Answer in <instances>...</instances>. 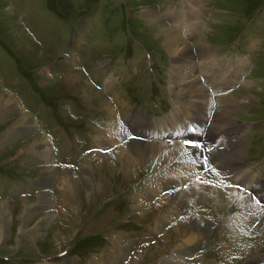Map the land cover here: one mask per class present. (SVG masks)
<instances>
[{
    "label": "rangeland",
    "instance_id": "obj_1",
    "mask_svg": "<svg viewBox=\"0 0 264 264\" xmlns=\"http://www.w3.org/2000/svg\"><path fill=\"white\" fill-rule=\"evenodd\" d=\"M181 10L193 33L186 40L170 20ZM151 11L196 59L174 82L177 56L147 26ZM197 78L208 94L219 90L208 111L186 104L185 83ZM1 91L0 264H264V200L249 193L260 183L251 176L264 180V0H0ZM226 100L233 106L220 108ZM184 115L189 135H180ZM114 120L119 144L96 142ZM137 120L167 121L174 135L149 138L166 146L154 149L156 158L138 157L136 175L127 176L118 149H133L136 161L131 144L151 142L137 137ZM175 143L199 145L200 155H187L184 167L181 153L165 163L160 152ZM186 167L189 177L172 175ZM191 175L233 193L207 231L187 227L188 210L206 216L202 193L178 204ZM155 181L165 186L152 192Z\"/></svg>",
    "mask_w": 264,
    "mask_h": 264
},
{
    "label": "bare ground",
    "instance_id": "obj_2",
    "mask_svg": "<svg viewBox=\"0 0 264 264\" xmlns=\"http://www.w3.org/2000/svg\"><path fill=\"white\" fill-rule=\"evenodd\" d=\"M176 11V10H175ZM180 13H182L183 14V11L181 10V11H179V13H176L175 14V12H171V14H170V20H172L173 21V24H174V26L175 27H177V29L178 30H180V32L182 33V34H184V37H185V40L187 39V38H189V37H191L192 36V34L193 33H191V32H189V31H192V27H193V24H194V27L193 28H196V24L194 23V21L192 22V23H189V27H190V29L191 30H189V31H187V24L185 25V23H187V19L186 18H188L187 17V11L185 12V14L184 15H181ZM172 15V16H171ZM186 15V16H185ZM158 14H156V12L155 11H151V15L149 16V19L146 21L147 22V26H149V27H151V28H157V30H158V37H159V39H161L164 43H165V45L168 47V49L174 54V56H177V60H174V66L172 67V78H173V81L172 82H174V79L175 78H178V77H184L186 74H187V69L190 71L191 70V67H193L194 66V63H195V61H196V59H195V57L193 56V57H191L190 56V46H187V45H183V47L181 48V49H179V45L180 44H182L183 43V38L180 36H178V35H176L172 30L173 29H171V28H169L168 26H165V25H163L159 20H158ZM192 16V15H191ZM179 24V25H178ZM185 25V26H184ZM202 55L203 56H201L202 58L203 57H205V54H204V52L202 53ZM197 56V55H196ZM200 57V58H201ZM199 58V59H200ZM188 59V60H187ZM173 61V60H172ZM242 63H243V66H241L242 65ZM245 65H247V62L245 61V59L244 60H242V61H240V62H237V65H236V68L235 69H233V71H232V73H230V75H229V77H227L228 79H226V81L227 82H229V83H233L234 81H235V79H237L238 77H239V75H240V72H242V70L245 68ZM240 69V72H238V70ZM67 77V76H66ZM226 78V77H225ZM70 80H73V77H70ZM211 80V77H209V80H207L209 83H210V85H213V87H215V85H217V82H215V81H210ZM207 81H206V83H207ZM223 82H225V81H222V82H220V84L218 85V88L220 87V85H223V86H225V84L223 83ZM183 83V82H182ZM212 83V84H211ZM226 83V82H225ZM231 83V84H232ZM231 84H229V86L231 85ZM185 90H183V95H184V98H186V104L187 103H189V105H190V107H192V108H194V109H197L196 107H198V106H200V107H202V109H204L205 111H208L212 106H211V100H209V98H208V96L210 97V99H212L211 98V94L213 93V92H215V94H216V96L219 94V90H217V89H213V88H210V87H208L210 90H211V94H208L209 92H208V90H207V88L203 85L202 86V84H201V82L198 80V78L197 79H195V80H193V81H189V82H187V83H185ZM232 86V85H231ZM217 98V97H216ZM221 98H223V97H221ZM220 98V99H221ZM4 99V97H3V95L2 96H0V100L2 101ZM12 100V101H14L13 100V98H9V100ZM214 99V98H213ZM253 99V98H252ZM8 100V101H9ZM218 100V99H217ZM4 101V100H3ZM7 100H6V102H8ZM227 101V100H226ZM225 101V102H226ZM227 102H229V101H227ZM233 106V104L231 103V102H229V103H225V104H223V105H219V107L220 108H222V107H226V108H229V107H232ZM109 109H110V107L109 106H107V111L108 112H110L109 114L111 115V116H113V115H115V112H114V110H112V109H110V111H109ZM196 112H198L199 113V111H197V110H195ZM186 118H181V121H179L180 123H181V129L183 130V128H185V127H187L186 126V119H187V115H184ZM196 116V115H195ZM198 116V115H197ZM114 117V116H113ZM112 117V118H113ZM200 118V117H199ZM193 119V118H192ZM24 119H22V121H23ZM113 120V119H112ZM196 121H197V119H195ZM202 120V119H201ZM138 121V120H137ZM135 123H137V125H135ZM150 123H152V124H154L155 125V129L154 128H152L151 126H150ZM113 126L111 125H109V126H106L105 127V129H104V133L102 134V133H98L97 134V136L95 137L96 139V142H99L101 139H103V138H105L104 140H106L107 142H109V143H111L110 145H112V144H119V142H118V139H119V136H118V134H116L115 132L118 130V126H116V124H117V122L114 120V122H113ZM167 124V121H165V122H163V123H155V122H149L148 120H147V123H145V122H143V121H141V122H134V126L137 128V137L139 138H143V137H141L139 134H141L142 136H144V134H145V136L146 137H148V139H146V140H150L151 142H147V143H135V142H133V144H131V145H136V146H139V152H138V154H137V157L135 158V160L136 161H134L133 159H132V155L131 154H134V153H132L131 151L133 150V149H130V148H123V147H120L119 149H118V152H117V155L120 157V159H122L123 160V164L125 165V168H124V170H125V173L127 174V176L128 175H132V176H135L136 175V170H137V162H138V157H144V156H146V155H148V156H150V155H152V156H154V154L156 153V151H154V149H162L161 148V146H166V145H164V144H162V143H160V142H155L154 140H152V139H149V138H151V137H157V136H160V135H162L163 137H167V136H170L171 138H172V136L174 135V134H171V133H168L170 130H167V129H165V127L163 126V125H166ZM220 124H222V123H220ZM119 125V124H118ZM192 125V124H191ZM227 125V124H226ZM121 126V125H120ZM196 126V125H195ZM194 126V127H195ZM198 126V125H197ZM222 126V125H221ZM225 126V125H224ZM216 127V126H215ZM243 128H244V126H242ZM171 128H174L173 127V125H170V128L169 129H171ZM218 128H220V130H222V127H218ZM120 129V128H119ZM192 129V128H191ZM235 129V128H234ZM189 130V129H188ZM201 130V129H200ZM240 130H242L241 129V126L240 125H238V127L236 128V131H235V134H234V136H240L239 135V133H241L240 132ZM185 131H187V129L186 130H184V132ZM194 131V130H193ZM119 131H117V133H118ZM229 132V131H228ZM192 133V132H191ZM190 133V134H191ZM198 133H200V132H198ZM187 135H189V131H187ZM192 136H194V140H199V141H203L202 139H201V137H202V135H196L195 133H192L191 134ZM224 135H225V132L224 131H222V132H220L219 134H218V136L220 137V138H222V137H224ZM242 135V134H241ZM207 136V135H206ZM211 137V136H210ZM235 138V137H234ZM145 139V138H144ZM233 139V138H232ZM161 140V139H160ZM159 140V141H160ZM174 140V139H173ZM168 141V140H167ZM166 141V142H167ZM171 142V141H170ZM230 143H231V140H230ZM177 143H175V144H171L170 146H169V149L166 151V152H160V154L161 153H164L163 155H162V157L161 158H163L164 157V160L163 161H165V163H170L171 161H172V164H173V160L176 158V156L177 155H179L180 153H181V156L176 160L177 161V166L178 167H184V164L185 165H187V155L188 156H193V153L192 152H195V153H197V154H199V145L197 146L196 144H193L190 148H186V149H182V147H180L179 145H176ZM236 144V143H235ZM168 145V144H167ZM227 146H229V145H227ZM221 147H222V145H221ZM166 149V148H165ZM165 149H164V151H165ZM224 149V148H223ZM226 149H229V147L228 148H226ZM45 150H46V148H45ZM163 150V149H162ZM239 151H241V150H239ZM232 152H236L235 150H233ZM158 153V152H157ZM222 153V152H221ZM219 154V153H218ZM200 155V154H199ZM199 155H196L197 157H199ZM221 155H223V154H221ZM195 156V155H194ZM195 156V157H196ZM224 156V158L225 159H227V160H230V159H232L233 157H231V156H233L232 154H231V156H225V155H223ZM234 156H235V154H234ZM155 158H156V156H154ZM158 157V156H157ZM139 158V159H140ZM215 158H216V156H215ZM90 159V157H88V159L87 160H89ZM146 159V158H145ZM192 159V158H191ZM160 160V159H159ZM140 161V160H139ZM88 162V161H87ZM91 162V161H90ZM122 162V161H121ZM175 162V161H174ZM223 162V161H222ZM160 163V162H159ZM164 164V163H163ZM171 164V165H172ZM128 165H130V167L131 168H129V167H126V166H128ZM218 165H219V163H218ZM174 166H175V164H174ZM222 166V165H221ZM167 168V167H166ZM135 169V170H134ZM186 170H184L183 168H181V170L183 171H181L180 169H176V168H173V174L172 175H177V174H182L184 177H189L188 175L191 173V172H189V171H187V167L185 168ZM172 170V169H171ZM177 171H179V173H177ZM246 171V170H245ZM232 172V171H231ZM230 172V173H231ZM250 174H248V173H245V178H246V180H250V176H249ZM132 176H129V178L130 177H132ZM229 176V175H228ZM243 177V176H242ZM175 178H177V177H175ZM182 178V177H181ZM251 178H254V181L256 180V181H259L260 183H257V184H255V185H253V183H251V188L249 187V189H252L253 191H251V192H249V193H251L252 194V196L254 195V194H256L257 195V197L259 196L260 197V199L261 198H263V200H264V180H263V178H255L254 176H251ZM186 179V178H185ZM190 183H191V181H192V183H194L188 190H186V192H184V193H179L178 192V201H179V205L180 204H185V203H183V202H187V200L186 201H184V199H187V196L188 195H192V194H189V193H193L194 194V192L196 193V192H200V193H202V196H203V199H204V201L206 202V204H208V209L207 208H205V213L204 214H206V216H205V218H203L202 216L199 218L197 215H193V213H192V211H190V210H188V212H187V227L189 226V223H191V225L192 226H196V227H198V229H203V230H208V229H211V223H212V221H211V218H214L215 217V215H214V211L215 210H217L218 212H221V210H222V208L221 209H219V207L221 206V207H223V206H227V204L230 202V198L228 197V193H227V191L228 190H230V189H228L227 191H225V190H223V189H220V188H218V186H206V185H203V184H199V183H197V180L196 179H193L192 178V175L190 176ZM229 180H231V179H229ZM156 182V181H155ZM189 183V182H188ZM214 183H216V184H218L217 183V180H216V182H214ZM223 183V182H222ZM227 183H228V181H227ZM206 184V183H205ZM225 184V183H224ZM219 185V184H218ZM165 185H164V183L162 182V183H160V182H156V183H152L151 184V186L150 187H152V189L150 190V191H152V192H154V190H156L157 188L158 189H162L163 187H164ZM154 187V188H153ZM189 187V186H188ZM225 187V186H224ZM229 187V186H228ZM222 188V187H221ZM246 190H247V188H246ZM231 191H232V189H231ZM229 192V191H228ZM231 193V194H230ZM259 193V194H258ZM197 194V193H196ZM229 194L230 195H232L233 196V193L232 192H229ZM177 195V194H176ZM235 195H237V194H235ZM235 195H234V197H235ZM241 195H242V193H241ZM238 196V195H237ZM244 195H242V197H243ZM241 197V196H240ZM239 197V198H240ZM256 197V196H255ZM254 197V198H255ZM246 198V197H245ZM63 199L64 200H67V201H70V197H69V195H67V193L66 192H64L63 193ZM233 200V199H232ZM231 200V201H232ZM247 201V200H246ZM253 201V200H252ZM256 203H257V201H256ZM163 204V203H162ZM177 204V205H178ZM248 204V203H247ZM161 205V204H160ZM251 205V204H250ZM250 205H248V206H250ZM252 205H254V203L252 204ZM252 205H251V207H252ZM257 205H259V203H257ZM157 206H159V205H157ZM156 206V207H157ZM173 206H174V204H173ZM259 206H261V207H264L263 205H259ZM182 207V206H181ZM251 207H249V208H251ZM255 207H258V206H255ZM212 209V210H211ZM245 209H247V208H245ZM253 209V208H252ZM255 209H257V208H255ZM176 211H177V209H176ZM249 210H247V212H248ZM254 211V210H253ZM257 211H258V213H259V210L257 209ZM173 212V211H172ZM177 212H180V211H177ZM246 212V211H245ZM256 212V210L254 211V213ZM263 212V211H262ZM240 213V212H239ZM251 213V212H250ZM253 213V212H252ZM254 213H253V215H254ZM257 213V214H258ZM261 213V212H260ZM264 213V212H263ZM196 214V213H195ZM237 214V213H236ZM235 214V215H236ZM245 214V213H244ZM239 215V214H238ZM252 215V216H253ZM229 216V215H228ZM232 216V215H231ZM250 216V215H249ZM259 216V215H258ZM239 217H241V216H239ZM251 217V216H250ZM229 218V217H228ZM244 219V218H243ZM253 219H254V217H253ZM263 220H262V222H261V225H262V229H263V226H264V218H262ZM232 220V222H233V224L234 225H240V227H241V225H242V223H244V222H242L241 223V221H240V219L238 220L237 218H234V216H233V218L231 219ZM206 221H208V223H206ZM183 223H184V221H182ZM227 222V221H226ZM177 225V224H176ZM226 226V225H225ZM232 226V225H231ZM231 226H230V228H231ZM226 229H227V227H226ZM206 230V231H207ZM264 230V229H263ZM211 230H209L208 232H210ZM240 236H241V234H240ZM262 238V237H261ZM240 239V238H239ZM263 239H264V237H263ZM237 244H238V242H237ZM224 251H230V246L229 245H227V249H225V250H223V252ZM240 251V256H245V255H247L246 254V250L245 249H242L241 248V250H239ZM222 252V256L224 255V253Z\"/></svg>",
    "mask_w": 264,
    "mask_h": 264
},
{
    "label": "crops",
    "instance_id": "obj_3",
    "mask_svg": "<svg viewBox=\"0 0 264 264\" xmlns=\"http://www.w3.org/2000/svg\"><path fill=\"white\" fill-rule=\"evenodd\" d=\"M1 93H2V91L0 92V94H1ZM6 98H9V96L7 95V96H6ZM14 98H15V96H14ZM18 103H20V101H19V100H18L17 102H15V104H14V105H17V106H19V104H18ZM2 106H5V104H4V105H1V104H0V107H2ZM15 124H16V122H15ZM15 124H14V125H15ZM16 125H17V124H16Z\"/></svg>",
    "mask_w": 264,
    "mask_h": 264
}]
</instances>
